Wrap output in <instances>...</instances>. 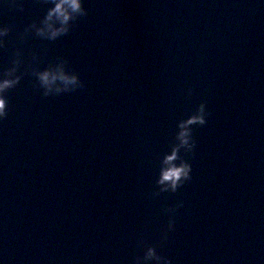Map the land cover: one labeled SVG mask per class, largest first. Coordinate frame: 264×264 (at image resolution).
<instances>
[{
	"label": "water",
	"instance_id": "1",
	"mask_svg": "<svg viewBox=\"0 0 264 264\" xmlns=\"http://www.w3.org/2000/svg\"><path fill=\"white\" fill-rule=\"evenodd\" d=\"M8 3L0 74L24 63L0 121V264H134L145 244L172 264H264V3L85 0L54 41L24 34L52 0ZM61 58L83 87L46 97L34 70ZM203 101L181 152L192 178L160 192L178 121Z\"/></svg>",
	"mask_w": 264,
	"mask_h": 264
},
{
	"label": "clouds",
	"instance_id": "2",
	"mask_svg": "<svg viewBox=\"0 0 264 264\" xmlns=\"http://www.w3.org/2000/svg\"><path fill=\"white\" fill-rule=\"evenodd\" d=\"M264 3V0H261ZM5 0H0V5H4ZM5 6L22 8V3L18 0H9ZM88 9L85 7V0H52L50 6L39 23L35 21L27 25L24 34L34 32L36 36L45 40H56L67 35L82 17L87 16ZM11 30V26L0 23V47L5 44V37ZM24 63L22 54L17 52L12 60V66L5 69L0 74V121L8 115V99L5 95L7 90L15 87L21 81V65ZM36 84L43 89L44 96L58 95L63 92L74 91L83 87L80 74L67 69V61L63 58L55 64H51L43 69L34 70ZM191 88L187 89L186 95H191ZM210 115L206 102H201L196 110L187 118L178 121V131L175 133L174 141L171 143L170 151L164 155L162 167L160 169L157 184L160 185V192H176L185 182L191 180L192 165L181 155L190 153L196 145L193 138V125L203 126L207 123ZM178 161V162H177ZM158 194V193H157ZM183 206V202H178L174 206L164 209L168 215L165 228L161 229V240H167L168 234L175 228V212ZM134 264H172L169 257L157 251L156 246L145 244L143 255L134 258Z\"/></svg>",
	"mask_w": 264,
	"mask_h": 264
}]
</instances>
